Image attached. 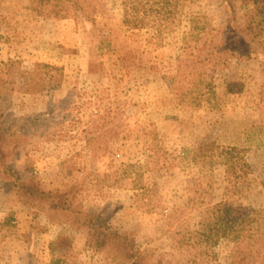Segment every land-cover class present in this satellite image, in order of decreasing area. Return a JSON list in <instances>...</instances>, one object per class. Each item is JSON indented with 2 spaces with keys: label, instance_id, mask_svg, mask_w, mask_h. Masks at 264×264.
<instances>
[{
  "label": "rangeland",
  "instance_id": "374dc122",
  "mask_svg": "<svg viewBox=\"0 0 264 264\" xmlns=\"http://www.w3.org/2000/svg\"><path fill=\"white\" fill-rule=\"evenodd\" d=\"M39 1L0 0L1 126L14 174L74 189L75 208L134 237L147 263L264 264V33L245 57L234 30L259 25L253 8L136 1L168 13L135 28L123 23L126 0H100L96 24L52 18ZM104 33L112 48L101 56ZM233 81L243 94L226 93ZM219 203L232 207H207ZM218 217L235 232L206 240L203 224ZM58 260L124 264L91 250L86 230L25 205L0 170V264Z\"/></svg>",
  "mask_w": 264,
  "mask_h": 264
},
{
  "label": "trees",
  "instance_id": "16d2710c",
  "mask_svg": "<svg viewBox=\"0 0 264 264\" xmlns=\"http://www.w3.org/2000/svg\"><path fill=\"white\" fill-rule=\"evenodd\" d=\"M100 0H40V4L44 6V10L52 17L56 19H74L75 21L85 20L88 23L96 24V16L101 12ZM130 1V2H127ZM140 3L149 2L150 0H126L124 3V20L125 25L133 24L135 28H143L146 22L150 19H157L156 17H166L167 9L165 7H156L154 4L151 7H147L146 3L141 11V4L135 5V2ZM163 4H167V0H162ZM167 1V2H166ZM152 2V1H151ZM128 3L131 7H128ZM244 6H251L253 10L250 15L255 14L258 18V26L253 25L251 22L244 28L234 29L238 35L242 36V43L239 47L243 51L240 52L245 57H252L256 51H252L250 44H253L256 37H259L264 33V0H242ZM142 15H144L142 17ZM235 10L232 9V15L228 20V24L232 27L235 22ZM151 23V22H150ZM157 24V23H155ZM92 32L96 33L97 30ZM233 32V31H232ZM111 36L110 33H104L98 43V53L102 56L107 52L105 50H111ZM223 53L225 51H217ZM236 52V51H235ZM203 61L196 60L190 63H186V72L191 76L197 72ZM119 65H116V67ZM196 71V72H195ZM183 74L178 75L175 78H181ZM172 78V79H173ZM246 90V84L244 82L233 81L226 84V93L229 95H241ZM3 113L0 111V170L5 174L6 180L10 183L12 190L16 195L24 202L25 205L30 207H44L47 211V215L52 218L56 217L57 220L63 223H68L77 229L86 230L88 233V247L95 252L111 251L115 253L124 264H150L144 259L143 253L139 249L137 240L128 233H121L113 229L106 219L97 213L84 212L77 210L75 207L76 196L74 189L70 190H56L47 191L44 189L39 181L32 177L29 180H24L21 177L14 174L9 167V160L12 155V151L9 147V142L6 139V135L3 132L1 126V120ZM202 150H205L202 149ZM153 190L146 188L145 195L148 199L153 197ZM207 207H216L214 212L216 213L219 207H232L225 203H219L216 205H208ZM206 222V221H205ZM203 224L204 232H209L206 236L207 239H211L214 236L220 237L223 233L234 231V228L229 230L227 226L224 227V222L221 217ZM210 222V223H209ZM235 232V231H234ZM221 233V235H220ZM245 228L241 229L240 235L235 237V241L238 245L245 240ZM257 236L259 240L264 237L261 233ZM264 249V248H263ZM241 253V252H240ZM239 254V253H238ZM254 255V253L252 254ZM259 256H264V250L259 253ZM54 264H62L58 260ZM160 264V263H155ZM162 264V263H161Z\"/></svg>",
  "mask_w": 264,
  "mask_h": 264
}]
</instances>
